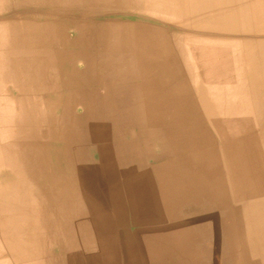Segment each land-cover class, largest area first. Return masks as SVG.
<instances>
[{
	"label": "rangeland",
	"instance_id": "1",
	"mask_svg": "<svg viewBox=\"0 0 264 264\" xmlns=\"http://www.w3.org/2000/svg\"><path fill=\"white\" fill-rule=\"evenodd\" d=\"M142 1L139 0L145 8L173 13L178 17V23L191 25L195 27L194 29L206 28L208 34H213L212 37L216 39L231 38L230 41L233 40L231 44L223 45V48L213 47L208 53L206 51L195 53L192 49L191 55H195V59L199 62L188 63L187 68L195 78L192 82L199 94L201 102L199 107L204 110L201 113L193 110L194 108L191 111H178L177 119L185 123L189 122L191 125L198 124L195 127L199 128V121L208 117L216 127L223 143L216 138L211 140L212 142L206 138L203 141L205 150L211 149V152L201 158L199 153L195 154L193 150L189 153L191 158L195 159L193 168L194 166L199 168L196 170L195 179L210 187L212 184L233 185L237 183L239 176L243 178L246 185V217L245 219H192L188 227L190 234L194 236L200 233L197 230L200 226L207 227L209 233L213 231L214 264H242V260L238 262L236 260L235 249L239 244L235 239L238 236L242 247L246 250L244 264H264V0ZM3 3L4 0H0V7ZM225 16L229 23L233 22V25L227 26L223 20ZM63 18L57 13L53 16L41 15L40 12L32 16L31 14L21 15L17 22L19 26L8 27L4 32V38L8 32L7 40L11 41L8 46L1 32L0 82H3V78L7 82L12 80L14 73L16 77H22V83L30 80L32 74L34 78L31 82L35 79L37 72L40 71V65L35 62H39L43 55L39 51L30 49V44L36 45L39 41L36 24L38 22L45 24L44 19L50 20L48 28L51 38L55 40V72L60 71L64 62V67L70 68L69 71L72 73V65H69V62L79 52V57L86 62L88 69L91 58L98 56L108 57L105 60L102 59L103 61H109L110 57L115 60L123 58L129 61L144 60L143 57L146 55L144 52L149 48L147 44L144 45L142 53L135 52L137 47L141 46L134 40L137 35L134 29H137L138 23L131 21L123 24L112 23L111 20L98 23L84 19L73 26L78 29L80 35L85 34L86 37L73 44L63 41L64 25L72 26L71 22ZM7 21H9L8 18ZM142 36L149 39L147 33H143ZM42 38H45V32L42 33ZM73 46H75L74 49H72ZM105 50L109 51L107 55L102 52ZM127 50L125 55L120 53ZM224 57L231 61L233 67L222 62ZM232 68L236 76L230 75ZM223 71L229 72L226 74ZM105 75L109 76L108 78L113 76L110 69ZM220 76L224 77L221 84ZM234 78H237L240 89L230 88L232 86L229 85L228 79ZM109 83L108 79L103 81L105 85ZM225 83L229 87H225ZM177 85L179 88L177 90H180L177 92L178 104H192L187 82L177 80ZM16 101L14 106L12 102L11 106L7 103L4 107L0 105V137L2 139L10 134L18 135L21 132L20 127L17 131L13 129L17 127L18 122L24 123V119L28 117L29 110H24V106L30 110L33 109L20 100H18L19 103ZM105 101L109 106V97H105ZM237 103H241L240 111L236 109ZM92 110L85 111L83 117L86 121L94 120L96 116L97 120H104L108 126H111L113 116L110 111L95 113ZM65 131L71 138L69 146L54 143L51 148L50 146L46 148L45 145L34 142L23 145L0 144V168L8 170L7 175L4 176L5 184H0V264H130L131 260H134L136 264L148 263V250L143 249L142 246L144 241L128 238L131 232L126 227L129 219H94L90 216L92 209L88 211L89 216L86 212L74 211V216L81 218L79 220L62 219L57 212L60 210L62 214L64 213L59 208V203H56L61 198L60 184L62 182L57 183V186L53 188L49 184L44 185L33 181L36 171L31 169L50 167L51 164L50 161L46 164V160L38 159L40 152L46 154L51 152L54 155V167L59 166L56 156L63 155V149L73 152L74 158L70 162L74 171H79V175L84 179L75 178L79 182L73 183L74 186L71 185L68 189H74V187L76 189V183L83 182L91 187V193L97 190V185L99 188L100 184L102 187L109 184L110 167L106 162L112 158V155L115 165L123 164V158L119 157L122 145L117 142L112 128L105 127L100 133H89L88 137L85 135L82 139L79 132L70 127L65 128ZM55 132L57 135L58 131ZM204 137L205 135L203 139ZM14 157L18 162L7 167L8 164L7 162L6 165L4 164V159L10 158L13 161ZM182 160L186 161L187 156H183ZM62 162V167H66L64 160ZM238 167H240V175H238ZM222 168H228L229 175ZM83 170L86 174L82 173ZM0 180H2L1 176ZM214 191L219 193L218 190L214 189ZM102 192L104 194L101 198L108 204L117 203L116 201L125 194L122 190L118 191V188L111 195L108 188H104ZM34 216L37 219H34ZM154 246V243L149 244V247Z\"/></svg>",
	"mask_w": 264,
	"mask_h": 264
},
{
	"label": "crops",
	"instance_id": "2",
	"mask_svg": "<svg viewBox=\"0 0 264 264\" xmlns=\"http://www.w3.org/2000/svg\"><path fill=\"white\" fill-rule=\"evenodd\" d=\"M142 2L4 0L0 7V34L2 32L3 38L6 28L17 26L21 15L32 16L40 12L41 15L53 16L57 13L72 24L63 27L64 42L74 44L75 41L86 37L85 34L80 35L78 29L73 26L84 19L98 23L106 20L122 24L131 21L139 24L137 29H134V32H137L134 40L141 46L137 47L135 52L142 53L145 44L149 48L144 52L146 53L144 60L138 61H129L126 58L115 60L112 57L109 61H103L108 57H92L89 69L85 65L86 62L79 57V52L77 56L69 59L72 73L69 71L70 68L64 67V62L60 71L55 72V40L51 38L48 28L50 20L44 19L45 24L38 22L36 26L40 39L36 45H30V49L43 55L39 62H35L40 65L37 76L31 82L34 78L32 74L30 80L22 83V77L18 78L14 73L12 80L7 82L3 78V82H0V105L4 106L5 103L11 102L15 105V101L20 100L33 109L24 106V110H29L28 117L26 116L24 123L18 122L17 127L13 129L17 131L20 127L21 133L10 134L4 139L0 137V144L23 145L34 142L45 145L46 148L49 146L51 148L54 143L69 146L71 138L65 133V128L70 127L79 132L81 139L85 135L88 137L89 133H100L105 127L112 128L117 142L122 145L119 157L123 158V164L115 165L112 155L106 162L110 167L109 184H105V187L100 184L99 188L97 185L94 193H91V187L83 182L76 183V189L75 187L68 189L73 183L79 182L77 180L79 177L84 179L79 175V171H74L70 162L74 158L73 152L63 149V155L56 156L59 161L58 167H54V155L51 152L38 154L39 160L44 159L46 164L48 161L51 164L50 167L31 169L36 171L33 181L49 184L53 188L62 182L61 198L56 203H59L64 215L60 210L57 215L62 219L79 220L81 218L75 217L74 211L86 212L88 215V211L92 209L90 216L94 219H129L126 227L132 233L127 236L129 239L137 238L144 241L143 249L148 250L149 254L148 263L145 264H214L213 231L209 233L207 227L200 226L197 227L200 233L194 236L190 234L189 221L245 219L246 185L240 176L233 185L212 184L210 187L195 179L196 170L199 168L195 166L193 168L195 159L191 158L190 151L199 153L201 158L211 152V149L205 150L203 141L206 138L210 142L215 138L223 142L208 117L199 121L200 127L197 128L195 126L198 124L191 125L189 122L178 121L177 112L191 111L193 108L200 113L204 110L199 107L201 103L199 94L192 82L195 78L187 68L188 63L199 62L195 55H191L192 49L195 53L198 51L208 53L213 47L223 48V45L231 44L233 40L216 39L212 37L213 34H208L206 28L194 29L195 27L191 25L178 23L179 19L173 13L145 8ZM44 32L45 38H42ZM143 33H147L150 40L144 38ZM7 37L8 32L4 38L8 46L11 41L7 40ZM74 48L75 46L72 49ZM102 52L105 55L109 53L106 50ZM127 52L128 50L120 53L125 55ZM138 53L136 54L139 55ZM108 69L113 75L112 78L105 75ZM107 79L109 85L103 84ZM223 79V76L219 77L220 84ZM177 80L187 82L192 104H178L177 92L180 90H177L179 89ZM105 97L110 99L109 106ZM236 109L240 111L241 103L236 104ZM86 110L95 113L110 111L113 116L111 126L104 120H97L96 116L94 120L86 121L83 117ZM55 131H58L57 135ZM183 156H187L186 161L182 160ZM10 158L3 161L5 165L7 162V167L18 162L15 157L13 161ZM63 160L66 167H62ZM222 170L229 175L228 168ZM237 170L240 175V167ZM7 171L0 168L1 185L6 182L4 176L7 175ZM82 173L86 174L84 170ZM10 188L12 189L11 185ZM104 188L109 189L110 195L115 193L117 188L125 194L116 201L117 203L108 204L101 198ZM213 188L219 193H215ZM52 203L54 212V198ZM235 240L239 246L241 244L235 249L236 260L237 262L242 260L244 264L246 250L242 247L239 236ZM150 243H154L155 246L149 247ZM130 264L136 263L131 260Z\"/></svg>",
	"mask_w": 264,
	"mask_h": 264
},
{
	"label": "bare ground",
	"instance_id": "3",
	"mask_svg": "<svg viewBox=\"0 0 264 264\" xmlns=\"http://www.w3.org/2000/svg\"><path fill=\"white\" fill-rule=\"evenodd\" d=\"M225 2V1H224ZM230 2V1H229ZM197 7H199V6H197ZM202 7V6H201ZM205 7V6H204ZM218 7V6H217ZM211 9V8H210ZM213 9V8H212ZM204 10V9H203ZM226 23H227V26L228 25H233V22H230L229 23V20H228V18H226V16L224 17V19H223ZM26 23H28V22H26ZM240 24V23H239ZM27 26V25H26ZM31 27V26H30ZM27 30V29H26ZM29 34V33H28ZM30 36V35H29ZM29 41V40H28ZM35 43V42H34ZM31 45V44H30ZM29 46V45H28ZM61 52V51H60ZM56 53V52H55ZM66 54V53H65ZM216 57V56H215ZM227 58V57H226ZM105 60V59H104ZM224 64H226V65H229V66H231V67H233V65H232V63H231V61H228L227 59H225V57H224V59H223V61H222ZM231 70V74L230 75H233V76H236L235 75V71L233 70V68L232 69H230ZM223 72H225L226 74L229 72V71H223ZM233 78V77H232ZM228 80H230V82H229V85L230 86H232V87H230V88H235V89H240V85H239V83H238V80H237V78H234V79H228ZM225 81H227V80H225ZM229 87L226 83H225V87ZM211 102H213V98H211ZM19 103V102H18ZM12 104H10V106H11ZM14 106V105H13ZM20 106V105H19ZM22 106V105H21ZM4 107V106H3ZM16 107V106H15ZM14 108V107H13ZM20 108V107H19ZM15 109V108H14ZM18 109V108H17ZM23 109V108H22ZM7 112V111H6ZM9 112V111H8ZM5 113V112H4ZM9 114V113H8ZM26 114V113H25ZM91 114V113H90ZM17 115V114H16ZM19 115V114H18ZM27 115V114H26ZM9 116V115H8ZM7 116V117H8ZM11 116V115H10ZM5 117V116H4ZM22 117V116H21ZM20 117V118H21ZM25 117V116H24ZM11 119V118H10ZM19 119V118H18ZM5 120V119H4ZM9 120V119H8ZM5 122V121H4ZM8 122V121H7ZM12 122V121H11ZM14 122V121H13ZM10 123V122H9ZM103 123V122H102ZM5 124H7L6 122H5ZM4 124V125H5ZM8 129V128H7ZM10 129H12V128H10ZM21 133V132H20ZM97 134V133H96ZM35 154V153H34ZM35 157V156H34ZM36 160V159H35ZM119 163V162H118ZM64 215V214H63ZM65 219V218H64ZM79 223V222H78ZM80 225V224H79Z\"/></svg>",
	"mask_w": 264,
	"mask_h": 264
}]
</instances>
